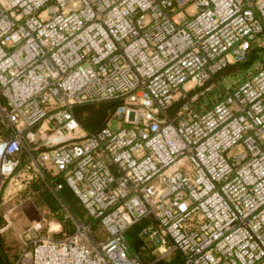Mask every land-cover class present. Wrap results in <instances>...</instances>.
<instances>
[{"label":"built area","instance_id":"2783aa9c","mask_svg":"<svg viewBox=\"0 0 264 264\" xmlns=\"http://www.w3.org/2000/svg\"><path fill=\"white\" fill-rule=\"evenodd\" d=\"M104 101L115 128L85 129L75 106ZM14 175L73 227L56 239L41 214L15 264H145L139 222L159 258L264 264V0H0V182Z\"/></svg>","mask_w":264,"mask_h":264},{"label":"rangeland","instance_id":"374dc122","mask_svg":"<svg viewBox=\"0 0 264 264\" xmlns=\"http://www.w3.org/2000/svg\"><path fill=\"white\" fill-rule=\"evenodd\" d=\"M250 59L251 64L248 67H242L233 73H226L225 75L219 76L218 78L222 79V86L231 85L234 81L243 79L247 73L255 72L259 62V56H253ZM218 94L219 90H212L208 92L204 100L201 99V101H204L206 105H209L211 100ZM94 105L96 104H90V106L79 105L75 106L74 110L80 115L85 112V110H89L91 106H93V109H97V106ZM99 107L100 108H98L94 120L88 123L87 119H84V121L87 122V129L96 130L106 124L114 129L116 125L115 121L110 119L108 115L110 110H113L114 106L111 109H108L107 106L105 108L104 105H100ZM30 183H33V181ZM20 184L22 185L20 186ZM27 185H29V183ZM27 187H24V182L21 183L20 178L17 175L3 178L0 182V227L4 228L0 233V243L3 246L4 253L8 256L12 264L16 263L23 250V246L17 237L18 232L24 233L26 228L40 219L41 214L46 218L45 231L51 226L53 228L58 220L57 214L54 213L49 206V203L56 206L54 199H37V196H35L31 201L26 200L25 198L28 192ZM8 221H10L11 225L6 227ZM54 233L53 230L50 235L56 239L62 237L61 235H55ZM150 250L152 255H155L156 257L158 256L157 252L153 251V249H147L149 252ZM171 258L172 256H170L168 260ZM22 262L23 264H29L26 260Z\"/></svg>","mask_w":264,"mask_h":264},{"label":"trees","instance_id":"16d2710c","mask_svg":"<svg viewBox=\"0 0 264 264\" xmlns=\"http://www.w3.org/2000/svg\"><path fill=\"white\" fill-rule=\"evenodd\" d=\"M250 64H251V59L243 63L233 64L227 67L226 69L222 70L221 72H219L216 76L218 78L219 76L225 75L226 73H233L235 71H238V69L242 67H248ZM84 105L90 106V104H84ZM100 105H104L105 108L107 106L108 109H111L115 105V103L112 101H104V102L96 103V105L94 106H97V109H93V106H91V108L89 107L90 108L89 110H85V112H83L80 115L76 112V110H74L75 118L85 129H87V125H86L87 122H85L84 119H87L88 123L94 120L95 115H97V112H98L97 110L98 108H100L99 107ZM38 188H39V183H34V184L32 183L31 186L28 187V190L33 191ZM62 195L66 199L73 213L79 215L82 219L87 221L88 217L86 216L84 209L82 208V206L78 202V199L72 193V191L69 188L64 187L62 190ZM36 196H37V199H44V200L45 199L49 200L50 198L54 199V197L49 192L45 191L44 189L39 190ZM49 206L53 210V212L57 214V218H58L57 221H60L61 223V228L58 231H55L54 234L64 236V234H68L72 232L73 227L70 224V222L63 221L62 216L58 213L57 204L55 206L49 203ZM141 225H142V222H139L133 225L130 229H128V231L126 232V238L128 242L130 243L131 247L139 254V257L145 264H181L182 263V256L176 250L171 251L169 254L163 257H160V258H157L155 255H152L151 250L150 252L147 251V249H150V247L146 246L137 235L138 230L140 229ZM2 247L3 246L0 243V264H12L8 256L4 253V250ZM170 256H172V258L168 260Z\"/></svg>","mask_w":264,"mask_h":264},{"label":"crops","instance_id":"0c3cea01","mask_svg":"<svg viewBox=\"0 0 264 264\" xmlns=\"http://www.w3.org/2000/svg\"><path fill=\"white\" fill-rule=\"evenodd\" d=\"M88 130V129H87Z\"/></svg>","mask_w":264,"mask_h":264}]
</instances>
